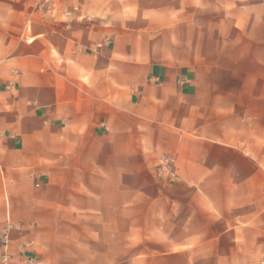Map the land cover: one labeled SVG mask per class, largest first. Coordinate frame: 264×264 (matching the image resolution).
<instances>
[{
	"label": "crops",
	"instance_id": "0c3cea01",
	"mask_svg": "<svg viewBox=\"0 0 264 264\" xmlns=\"http://www.w3.org/2000/svg\"><path fill=\"white\" fill-rule=\"evenodd\" d=\"M0 264H264V0H0Z\"/></svg>",
	"mask_w": 264,
	"mask_h": 264
},
{
	"label": "built area",
	"instance_id": "2783aa9c",
	"mask_svg": "<svg viewBox=\"0 0 264 264\" xmlns=\"http://www.w3.org/2000/svg\"><path fill=\"white\" fill-rule=\"evenodd\" d=\"M160 167L164 170H166V172H168L170 175H175V171L173 170L174 166H175V158L172 156H164L161 158L160 161Z\"/></svg>",
	"mask_w": 264,
	"mask_h": 264
}]
</instances>
